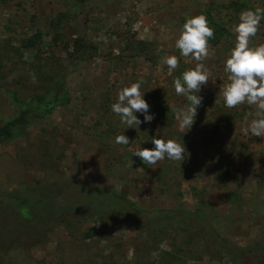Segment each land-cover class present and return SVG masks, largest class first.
<instances>
[{"label": "rangeland", "instance_id": "374dc122", "mask_svg": "<svg viewBox=\"0 0 264 264\" xmlns=\"http://www.w3.org/2000/svg\"><path fill=\"white\" fill-rule=\"evenodd\" d=\"M264 0H0V124L17 114L2 85L19 77L39 82L40 67L66 66L71 103L0 145V194L65 181L127 195L147 210H194L211 205L219 233L236 245L264 244V137L246 134L257 108H226L220 88L228 82L224 61L234 46L242 10ZM204 14L214 30L204 61L209 81L190 130L181 131L173 78L197 61L175 48L186 18ZM38 34L41 41H38ZM29 41L38 43L27 47ZM264 44V21L250 46ZM175 55L173 76L160 63ZM137 80L154 115L128 128L111 112L117 92ZM125 134L129 143L116 144ZM152 137L185 145V160L145 165L132 156L151 149ZM136 226L91 218L60 224L46 243L16 250L0 264H224L202 254L189 231L168 234L150 249Z\"/></svg>", "mask_w": 264, "mask_h": 264}, {"label": "trees", "instance_id": "16d2710c", "mask_svg": "<svg viewBox=\"0 0 264 264\" xmlns=\"http://www.w3.org/2000/svg\"><path fill=\"white\" fill-rule=\"evenodd\" d=\"M37 38L41 41L39 34ZM37 44L29 41L26 46ZM66 69L59 65L47 72L40 67L38 83L19 77L1 86L15 104L17 114L0 124V145L15 141L56 108L71 103V92L65 83ZM91 218L116 219L136 226L145 234L147 250L171 232L189 231L197 239L202 254L224 264H264V244L242 247L224 238L217 228L221 222L220 214L211 205L194 210H147L127 195L89 188L73 181L0 194L1 260L16 250L29 252L46 243L49 233L60 224L73 225Z\"/></svg>", "mask_w": 264, "mask_h": 264}, {"label": "clouds", "instance_id": "9594fccd", "mask_svg": "<svg viewBox=\"0 0 264 264\" xmlns=\"http://www.w3.org/2000/svg\"><path fill=\"white\" fill-rule=\"evenodd\" d=\"M238 20L233 28L234 46L224 61L228 82L220 88L219 93L226 108H235L245 103L255 105L256 118L248 124L245 133L264 137V44L250 46V41L258 34L261 21H264V8L242 10ZM213 38V28L209 25L207 17L200 14L186 18L175 40L174 46L179 50L181 57H191L197 61L193 68L183 71L180 76L174 77L172 82L175 94L183 96L187 102L182 108L175 110V119L181 131L191 129L197 109L202 103L203 97L199 93L202 86L209 81V72L204 61L209 57L208 42ZM160 63L166 65L167 74L173 76L179 61L177 56L169 55L162 57ZM142 84V80H137L123 87L117 92L116 101L111 104V112L119 117L127 129L142 123L137 113L143 115L144 123H150L154 119V115L149 112L150 105L144 98L145 92L141 91ZM114 142L130 144L125 134L117 135ZM151 142L153 148L141 147L133 152L132 156L140 158L145 165H155L165 158L171 161L185 160L184 143L163 137H152Z\"/></svg>", "mask_w": 264, "mask_h": 264}]
</instances>
